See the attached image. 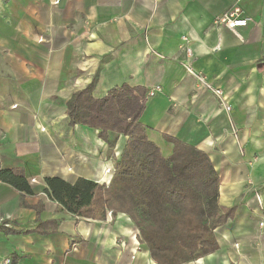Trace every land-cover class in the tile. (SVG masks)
Masks as SVG:
<instances>
[{"label":"crops","instance_id":"crops-1","mask_svg":"<svg viewBox=\"0 0 264 264\" xmlns=\"http://www.w3.org/2000/svg\"><path fill=\"white\" fill-rule=\"evenodd\" d=\"M233 4L0 0V170H22L34 192L0 179V226L10 229H0V264H158L127 214L77 216L46 192L50 176H113L100 130L72 125L67 107L95 77L97 98L125 83L146 94L161 85L141 116L149 139L165 157L174 149L165 135L205 151L219 204L236 206L216 229L219 249L186 264H264V0L240 1L247 26L215 25ZM184 35L190 64L224 91L230 112L186 70Z\"/></svg>","mask_w":264,"mask_h":264},{"label":"trees","instance_id":"trees-1","mask_svg":"<svg viewBox=\"0 0 264 264\" xmlns=\"http://www.w3.org/2000/svg\"><path fill=\"white\" fill-rule=\"evenodd\" d=\"M96 83L97 77L73 93L67 107L72 125L100 130L108 158L114 159L113 176L109 183L50 176L46 192L77 216L105 220L108 211L127 214L158 264H186L215 252L220 247L216 229L235 215L236 206L219 204L220 175L210 156L165 135L174 144L165 157L141 121L146 89L125 83L97 98ZM120 138L122 151L116 157ZM0 179L34 193L22 170H0Z\"/></svg>","mask_w":264,"mask_h":264},{"label":"built area","instance_id":"built-area-1","mask_svg":"<svg viewBox=\"0 0 264 264\" xmlns=\"http://www.w3.org/2000/svg\"><path fill=\"white\" fill-rule=\"evenodd\" d=\"M240 1L241 0H234V4L230 10H227L226 12L222 13L219 15L215 20L214 23L215 25H221V26H226L229 29H236L238 27H244L249 24L251 21L250 16H246L240 6ZM183 45L181 46L182 50L186 54V62H185V67L186 70L192 74L199 87L204 88V89H209L211 90L220 100V102L225 106L226 110L228 112L231 111L232 105L228 102L226 97L224 96V91L216 87L207 77V75L199 70H196L192 64H190V60L193 57V50H192V44H191V38L188 35H184L182 37ZM162 86L161 85H156L152 87L149 91L148 94H146V98L153 97L156 92L161 91ZM109 215H113L112 211L108 212ZM264 222H261L260 225H263ZM12 263V260L7 258L3 264H10Z\"/></svg>","mask_w":264,"mask_h":264},{"label":"bare ground","instance_id":"bare-ground-1","mask_svg":"<svg viewBox=\"0 0 264 264\" xmlns=\"http://www.w3.org/2000/svg\"><path fill=\"white\" fill-rule=\"evenodd\" d=\"M110 171H111V169H110V168H108V169H107V172H110Z\"/></svg>","mask_w":264,"mask_h":264},{"label":"rangeland","instance_id":"rangeland-1","mask_svg":"<svg viewBox=\"0 0 264 264\" xmlns=\"http://www.w3.org/2000/svg\"><path fill=\"white\" fill-rule=\"evenodd\" d=\"M115 156L118 157L117 154H115ZM109 159H111V158H109ZM112 159H113V158H112ZM113 161H114V159H113Z\"/></svg>","mask_w":264,"mask_h":264}]
</instances>
